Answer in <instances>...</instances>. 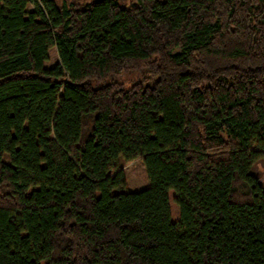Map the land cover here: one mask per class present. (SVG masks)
Masks as SVG:
<instances>
[{"label": "trees", "instance_id": "obj_1", "mask_svg": "<svg viewBox=\"0 0 264 264\" xmlns=\"http://www.w3.org/2000/svg\"><path fill=\"white\" fill-rule=\"evenodd\" d=\"M262 161L264 0H0V264H264Z\"/></svg>", "mask_w": 264, "mask_h": 264}, {"label": "rangeland", "instance_id": "obj_2", "mask_svg": "<svg viewBox=\"0 0 264 264\" xmlns=\"http://www.w3.org/2000/svg\"><path fill=\"white\" fill-rule=\"evenodd\" d=\"M94 0H55V2L60 5L62 2H74L78 4H85L92 2ZM120 3L129 5L131 3L136 2V0H118ZM28 11H34L35 6L30 4L27 8ZM60 62L58 53L56 48H53L50 51V59L46 63V68L50 69L53 68L57 63ZM8 160V156L6 158ZM121 167L124 170L125 178L127 181L128 188L132 192H139L142 190H145L149 186L148 177L146 173L145 166L141 160H135L130 163H126L124 160H121ZM253 173L259 177L261 182H264V162H259L254 167ZM33 190L29 191V194H31ZM174 194L173 192L170 193V205H171V212H172V220L174 222H177L180 218L179 209L177 205L174 202Z\"/></svg>", "mask_w": 264, "mask_h": 264}]
</instances>
